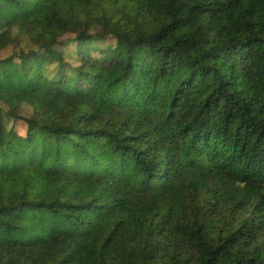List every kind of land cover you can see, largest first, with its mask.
I'll list each match as a JSON object with an SVG mask.
<instances>
[{
    "label": "trees",
    "instance_id": "1",
    "mask_svg": "<svg viewBox=\"0 0 264 264\" xmlns=\"http://www.w3.org/2000/svg\"><path fill=\"white\" fill-rule=\"evenodd\" d=\"M0 264H264V0H0Z\"/></svg>",
    "mask_w": 264,
    "mask_h": 264
},
{
    "label": "rangeland",
    "instance_id": "2",
    "mask_svg": "<svg viewBox=\"0 0 264 264\" xmlns=\"http://www.w3.org/2000/svg\"><path fill=\"white\" fill-rule=\"evenodd\" d=\"M112 41H108V42H104V43H100V45L102 46V47H106V46H108L110 43H111ZM71 48H72V46H70ZM7 53V52H6ZM25 130L23 129V128H21L20 130H19V132H21V133H23Z\"/></svg>",
    "mask_w": 264,
    "mask_h": 264
}]
</instances>
